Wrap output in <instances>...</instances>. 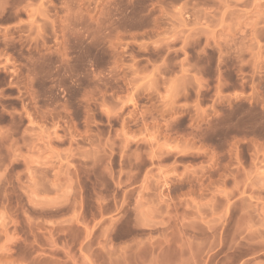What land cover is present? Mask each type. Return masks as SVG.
I'll use <instances>...</instances> for the list:
<instances>
[{"label":"rangeland","instance_id":"1","mask_svg":"<svg viewBox=\"0 0 264 264\" xmlns=\"http://www.w3.org/2000/svg\"><path fill=\"white\" fill-rule=\"evenodd\" d=\"M0 264H264V0H0Z\"/></svg>","mask_w":264,"mask_h":264}]
</instances>
